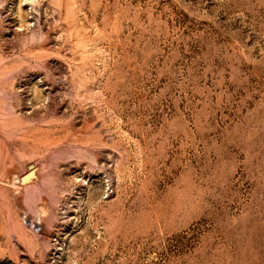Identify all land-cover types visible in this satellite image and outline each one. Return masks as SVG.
I'll return each instance as SVG.
<instances>
[{
    "label": "rangeland",
    "instance_id": "1",
    "mask_svg": "<svg viewBox=\"0 0 264 264\" xmlns=\"http://www.w3.org/2000/svg\"><path fill=\"white\" fill-rule=\"evenodd\" d=\"M0 264H264V0H0Z\"/></svg>",
    "mask_w": 264,
    "mask_h": 264
},
{
    "label": "water",
    "instance_id": "2",
    "mask_svg": "<svg viewBox=\"0 0 264 264\" xmlns=\"http://www.w3.org/2000/svg\"><path fill=\"white\" fill-rule=\"evenodd\" d=\"M33 168V165H29L28 166V170H31ZM29 176V174H27L25 177H28Z\"/></svg>",
    "mask_w": 264,
    "mask_h": 264
},
{
    "label": "bare ground",
    "instance_id": "3",
    "mask_svg": "<svg viewBox=\"0 0 264 264\" xmlns=\"http://www.w3.org/2000/svg\"><path fill=\"white\" fill-rule=\"evenodd\" d=\"M18 173V172H17Z\"/></svg>",
    "mask_w": 264,
    "mask_h": 264
}]
</instances>
